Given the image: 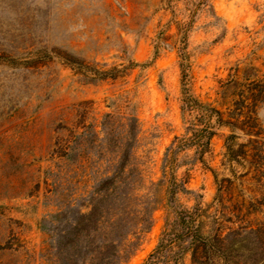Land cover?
<instances>
[{
	"label": "rangeland",
	"instance_id": "374dc122",
	"mask_svg": "<svg viewBox=\"0 0 264 264\" xmlns=\"http://www.w3.org/2000/svg\"><path fill=\"white\" fill-rule=\"evenodd\" d=\"M184 92L225 119L249 111L264 142V0H0V264H58L49 220L70 207L90 211L120 161L130 116L140 130L122 192L133 187L141 211L158 184V208L124 264H144L161 240L155 264H264V236L243 239L233 231L247 222L226 221L264 224V178L250 158L227 161L229 128L217 130L203 161L184 150L163 175L167 149L196 115L183 113ZM236 134V148L249 140ZM216 177L233 181L224 207ZM172 182L175 205L196 210L203 235L223 224L219 250L201 248L193 260L180 243Z\"/></svg>",
	"mask_w": 264,
	"mask_h": 264
},
{
	"label": "trees",
	"instance_id": "16d2710c",
	"mask_svg": "<svg viewBox=\"0 0 264 264\" xmlns=\"http://www.w3.org/2000/svg\"><path fill=\"white\" fill-rule=\"evenodd\" d=\"M183 113L196 115L190 119L186 127V136L176 138L167 149L163 160V175L167 177L170 169H175V161L178 153L195 149L197 161H203L205 153L210 147L212 139L216 136L219 128H229L231 135L226 139L225 157L229 163L240 164L243 160L251 159L249 163L254 168L260 182L264 178V142L262 141V129L250 123L249 111H239L225 119V114L211 104H204L188 93H183ZM105 119L112 120L115 116L107 114ZM116 123V122H113ZM106 127L103 122V128ZM139 120L136 116L126 118L123 153L120 161L115 166L111 176L99 181L100 187L91 197L90 211L83 213L74 207L65 209L51 216L49 229L54 237V247L56 249L58 264H124L137 250L132 238H138L141 233H146L153 226V215L157 210L158 203H154L153 198H157V191L154 188L158 184L152 183L148 187V194L142 197L144 207L137 211L135 203L140 199L130 187L125 195L122 192L123 176L132 165L134 151L139 136ZM241 130L249 137L247 143L238 144L236 131ZM110 134V132H109ZM112 134V131H111ZM132 168V167H131ZM132 171V169H131ZM126 173V174H125ZM173 176V172L171 173ZM217 200L221 207L225 205V195L235 190L233 181L229 178L218 182ZM129 181L128 185L132 186ZM231 194V193H230ZM167 205L171 206L175 212L176 224L181 229L177 236L180 243L188 242L193 260L199 249L210 247L212 250H219L217 244L225 241L224 227L220 224L214 235L205 236L202 233V225L197 219L196 210L190 212L182 210L175 205L176 187L173 182L167 188ZM234 200V197H230ZM239 198L234 200V206L240 204ZM234 207V208H235ZM225 218V216H224ZM228 217L227 222L236 224L237 222H247L233 232L242 236L243 239L252 236H264V224L254 228L247 219ZM247 218V214H246ZM47 222V221H45ZM164 240H161L157 249L149 256L144 264H155L160 253L163 252Z\"/></svg>",
	"mask_w": 264,
	"mask_h": 264
}]
</instances>
